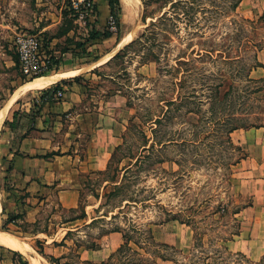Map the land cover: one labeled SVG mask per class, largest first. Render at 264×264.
<instances>
[{
    "label": "rangeland",
    "instance_id": "1",
    "mask_svg": "<svg viewBox=\"0 0 264 264\" xmlns=\"http://www.w3.org/2000/svg\"><path fill=\"white\" fill-rule=\"evenodd\" d=\"M243 1L119 0L120 22L110 30L103 0L84 19L70 0H0V110L36 77L22 72L13 43L16 33L30 32L52 58L47 73L79 70L67 77L77 80L63 85L81 84L89 95L120 89L134 114L110 167L84 177L77 207H63L53 195L30 218L6 174L5 121L45 88L21 90L0 126V235L28 243L47 261L63 245L57 264H93L81 260V247L112 229L125 238L115 264H159L157 255L179 264L243 260L223 242L238 228L234 211L249 200L233 187V167L244 152L230 130L264 126V67L257 68L259 52L264 59V12L247 16ZM95 27L112 36L93 38ZM87 213L96 219L74 229ZM174 216L195 232L189 254L153 239L149 224ZM16 259L32 264L20 252ZM252 264H264V255Z\"/></svg>",
    "mask_w": 264,
    "mask_h": 264
},
{
    "label": "crops",
    "instance_id": "2",
    "mask_svg": "<svg viewBox=\"0 0 264 264\" xmlns=\"http://www.w3.org/2000/svg\"><path fill=\"white\" fill-rule=\"evenodd\" d=\"M103 8L102 14H107L109 23L108 0H103ZM243 10L247 16L260 15L264 12V0H244ZM262 53L259 52L261 65L257 67L260 71L264 67ZM62 87L65 94L60 100L39 101L37 98L44 92L41 90L33 101L22 104L21 114H14L5 131L3 156L9 160L6 174L14 198L31 209L28 216L35 217V212L53 195L63 207H77L84 177L108 169L126 124L134 115L120 89L89 95L86 86L75 82ZM231 138L244 151L233 167V187L252 204L236 214L239 232L225 246L256 262L264 255V126L235 129ZM88 215L89 219L83 218V223L77 222L75 225L79 226L74 229L88 226L96 219ZM149 226L157 241L183 254L192 251L195 232L190 225L169 220ZM124 244L121 230H107L95 239V245L81 247L80 258L93 264H115V253ZM63 247H54L51 254L60 257L65 252ZM66 249H70L69 244ZM16 255L15 250L0 245V264H18ZM158 263L176 264L162 258Z\"/></svg>",
    "mask_w": 264,
    "mask_h": 264
},
{
    "label": "built area",
    "instance_id": "3",
    "mask_svg": "<svg viewBox=\"0 0 264 264\" xmlns=\"http://www.w3.org/2000/svg\"><path fill=\"white\" fill-rule=\"evenodd\" d=\"M72 10L80 19L92 16L97 0H70ZM110 30L115 29L116 19L109 17ZM14 47L19 58L22 72L27 76H39L51 70L52 58L44 50L43 40L30 32H18L14 37ZM39 97V101H55L64 97L65 89L54 91L50 87Z\"/></svg>",
    "mask_w": 264,
    "mask_h": 264
},
{
    "label": "bare ground",
    "instance_id": "4",
    "mask_svg": "<svg viewBox=\"0 0 264 264\" xmlns=\"http://www.w3.org/2000/svg\"><path fill=\"white\" fill-rule=\"evenodd\" d=\"M133 10V9H132ZM133 37H130L129 40H132ZM128 42V41H127ZM112 57V54L109 53L105 56V60H108ZM79 70L71 72H58V73H46L25 82L21 87H19L16 92L11 96V98L5 103V105L0 110V126L6 120V115L10 108L13 106L18 94L21 90H38L44 89L52 84H55L67 77L79 74ZM0 245H3L7 248L13 249L15 251L21 252L22 254L28 256L32 264H51L46 259L35 255L32 247L21 240L13 238L10 234L6 233L0 235Z\"/></svg>",
    "mask_w": 264,
    "mask_h": 264
},
{
    "label": "trees",
    "instance_id": "5",
    "mask_svg": "<svg viewBox=\"0 0 264 264\" xmlns=\"http://www.w3.org/2000/svg\"><path fill=\"white\" fill-rule=\"evenodd\" d=\"M108 3H109V7H110V11H111V15H113V16L115 17V19H116V23L118 24V23L120 22L119 0H108ZM262 18H264V14H263ZM91 31L93 32V35H92L93 38H97L98 36L108 38V37L112 36V33L110 32L109 29H107L106 31H103V32H100L99 30H93V29H92ZM136 41H137V40H133L130 44L126 45V48H127L128 46H131L132 44H134ZM119 54H120V53H118L115 57H117ZM115 57H114V58H115ZM98 58H99V57L95 58L94 61L99 60ZM256 59H257V56H256ZM111 60H112V59H110L108 62H106V64L109 63ZM79 77H80V76L77 75V76H74V77H71V78L63 79V80H61V81L55 83V84H54L52 87H50V88H51L52 90H54V91H57V90H59V89L62 88V85H63V84H65V83H67V82H69V81H72V80H77ZM43 91H46V90L44 89ZM129 105H130V103H129ZM130 106H131V105H130ZM8 121H9V120H6V121H5V124H6V123L9 124ZM239 127H240V126H234L233 128H231L230 132L234 131L235 129H238ZM241 127H242V126H241ZM118 147H119V145L116 147L115 151L113 152V154H112V156H111V159H110V161H109V167H110V164H111V160H112V158H113V155H114L115 152L117 151V148H118ZM237 147H238V149H239V148L241 149L240 146H237ZM242 151H243V149H242ZM243 152H244V151H243ZM109 167H108V168H109ZM127 168H129V166H128ZM251 204H252V202H251V200L249 199L248 202H246V203H244L243 205L239 206V207L234 211V218H236V221H237V223H238V228H237V230L234 231V233H233V237H234V235H236V234L239 232V228H240V223H239V220H238L236 214L239 213L240 210H241L243 207L249 206V205H251ZM13 220L15 221L16 219H15V218H12L11 221H13ZM169 220H176V217L174 216V217H172V218H170V219H167L166 221H169ZM181 222H182V223H185L184 221H181ZM151 233H152V230H151ZM152 236H153V233H152ZM153 239L156 240L154 237H153ZM229 239H232V238H229ZM229 239H226V240L223 241V242H224V245H225V242L228 241ZM160 243H161V242H160ZM164 244H166V243H164ZM166 245H168V244H166ZM168 246H170V245H168ZM170 247H171L172 249H176V248L173 247V246H170ZM225 249H226L227 251H229V252H232V251H230L226 246H225ZM15 253L17 254L18 252H15ZM232 253H236V255H241V256H243V258H244V259L241 260V261H240V260L237 261V262L234 261V264H252V260L249 259V258L247 257L246 254H244V253H242V252H232ZM157 256L160 257V258H162V259H164V260H172V261H174L176 264H179V262H178L176 259H173V258H167V257H164V256H162V255H157ZM46 257H47L48 260H49L50 262H52L53 264H57V262H56V261H58V260H57V259H58L57 257H55V256H46Z\"/></svg>",
    "mask_w": 264,
    "mask_h": 264
}]
</instances>
